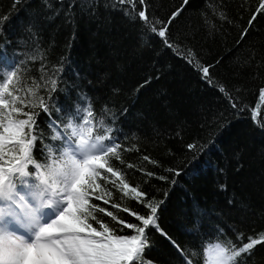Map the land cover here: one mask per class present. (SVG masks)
<instances>
[{
	"label": "trees",
	"instance_id": "1",
	"mask_svg": "<svg viewBox=\"0 0 264 264\" xmlns=\"http://www.w3.org/2000/svg\"><path fill=\"white\" fill-rule=\"evenodd\" d=\"M181 2L148 0V8L167 20ZM258 5L259 0H189L170 26L180 53L190 49L201 64L214 65L209 84L142 21L122 11L100 7L92 16L77 8L69 22L66 3L61 11L57 0H18L15 5L0 0V16L7 17L0 27V60H23L29 80L62 69L49 101L52 119L92 104L98 118L112 121L113 135L128 149L121 152L124 165L114 158L112 163L126 172L131 185L146 188L149 199L163 201L159 226L167 235L150 230L144 256L152 264H184L173 242L199 251L198 264H207L209 243L201 244L198 233L217 227L233 241L237 233L246 238L264 234V102L259 100L264 13L251 27L248 23ZM221 12L226 19L219 18ZM244 29L248 32L242 38ZM221 85L226 93L219 91ZM228 95L244 110L233 109ZM37 131L45 136L33 151L41 160L44 146L58 143L50 140L49 116L42 111ZM191 143L200 148L189 151ZM129 163L135 167L127 169ZM147 171L168 179L149 178ZM113 192L131 210L147 212L131 196ZM119 215L139 223L129 213ZM118 234L134 233L125 229ZM246 264H264V244L255 246Z\"/></svg>",
	"mask_w": 264,
	"mask_h": 264
},
{
	"label": "snow or ice",
	"instance_id": "2",
	"mask_svg": "<svg viewBox=\"0 0 264 264\" xmlns=\"http://www.w3.org/2000/svg\"><path fill=\"white\" fill-rule=\"evenodd\" d=\"M57 3L61 11L66 3L64 14L69 22L76 15L74 9L95 16L100 7L122 11L130 20L142 21L148 32L161 38L167 48L193 64L202 79L212 83L210 69L214 65L201 64L190 49L180 53L179 44L170 38V26L189 0H182L167 20L154 17L148 0H57ZM262 13L264 0H259L249 27ZM219 18L226 19L222 12ZM6 20V16H0V27ZM247 32L248 29L243 30L242 38ZM23 63L15 57L7 64L0 60V264H152L144 256L146 248H150V230L167 235L159 226L158 212L163 201L149 199L146 188L131 185L126 172L112 163L114 158L124 165L121 152L128 150L113 135L112 121L98 118L100 113L92 104L78 106L74 111L66 109L69 114L65 117L52 119L49 101L58 90V74L62 69L29 80ZM219 91L226 93L222 85ZM227 98L233 109L244 110L235 97ZM259 100L264 102V87L259 89ZM41 111L49 116L50 140L58 143L45 145L41 160H37L34 146L45 139L44 133L37 131ZM187 148L192 151L200 145L191 143ZM143 159L150 161L148 156ZM134 167L126 165L127 169ZM168 171L180 175L176 169ZM144 174L168 179L152 171ZM113 190L145 205L147 212L131 210L114 198ZM120 212L129 213L139 223L128 222ZM125 229L134 234H118ZM198 235L201 244L205 240L209 243L204 253L207 264H246L255 246L264 244V234L246 238L237 233L233 241L219 227ZM173 244L182 254L184 264H198L199 251Z\"/></svg>",
	"mask_w": 264,
	"mask_h": 264
}]
</instances>
